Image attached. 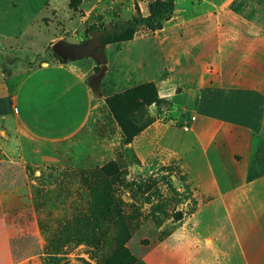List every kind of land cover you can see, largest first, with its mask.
Here are the masks:
<instances>
[{
    "label": "crops",
    "instance_id": "obj_1",
    "mask_svg": "<svg viewBox=\"0 0 264 264\" xmlns=\"http://www.w3.org/2000/svg\"><path fill=\"white\" fill-rule=\"evenodd\" d=\"M151 1L128 0L123 6V0H91L90 5L106 27L114 17L127 21L121 18L126 7L129 19L136 8L147 15ZM250 6L242 0H174V11L160 29L139 30L123 42L139 40L143 50L131 49L141 62L135 70L127 66L118 81L131 79L133 87L153 83L171 112L176 98L185 96L175 109L178 125L157 120L123 146L141 160L156 144L162 151L196 144L202 166L194 211L135 264H264V9ZM56 16L64 18L57 24L68 30L85 18L77 21L69 9ZM144 59L147 74L134 79L135 72L144 71ZM114 66L105 60L107 73ZM71 101V110L58 122L74 129L71 139L57 144L27 134L4 97L0 72V264H50L52 256H61L44 251L35 191H47L43 181L81 167L86 154L77 129L104 124L95 107L82 119ZM88 145L94 155L93 132ZM211 209L224 216L221 230L215 226L221 218L208 215Z\"/></svg>",
    "mask_w": 264,
    "mask_h": 264
},
{
    "label": "rangeland",
    "instance_id": "obj_2",
    "mask_svg": "<svg viewBox=\"0 0 264 264\" xmlns=\"http://www.w3.org/2000/svg\"><path fill=\"white\" fill-rule=\"evenodd\" d=\"M123 1L124 6L128 0ZM242 1L244 5L249 3V7L252 2L264 9V0ZM90 2L0 0V38L1 35L4 37L3 42L0 40L3 92L14 115L21 117L24 131L57 144L71 139L74 129L58 126L61 115L65 116L73 106L71 99L76 101L75 108L82 119L93 114L95 107L104 120V124L94 129H77L86 155L81 167L75 170L83 171L85 177L69 178L72 183L66 188L71 196L54 198L59 181L65 180L63 173L51 178L47 185L48 195L41 196L43 208L39 209V216L45 244L61 255L52 257V264H97L100 258L104 261L108 256L94 248V244L100 242V233L107 238L113 237L116 248L124 247L130 257L138 259L172 226H177L193 212L200 199L201 150L196 144H188L179 151H162L156 144L146 158L140 160L123 146L119 128L109 118L104 104L97 105L96 100L119 94L135 85L131 79H117L126 72L127 66L135 70L141 62L132 55L131 49L143 50V43L139 40L133 44L116 43L104 49L100 44L104 29L109 32L112 24L120 23L114 17L104 27L102 16L94 13V5ZM63 9L72 11L77 21L85 18L75 29L68 30L57 24L60 16L56 15ZM130 16L127 7L121 10L122 19L128 20ZM142 16H146L145 9ZM56 43L61 44L64 52L72 50L73 56L63 62L52 52L51 47ZM97 57L108 60L111 67L115 63L110 73ZM142 62L144 71L135 72L134 79L147 74L146 60ZM184 99L185 96L176 98L172 112L167 100L164 108V105L142 108L134 115L135 120L146 123L152 118L153 122L171 121L178 125L180 113L175 109ZM183 118L190 120L191 114L185 113ZM91 132L94 134V155H90L88 145ZM261 139L264 140V126ZM112 161L117 164L119 174L109 182L99 170ZM94 176L99 183H94ZM109 198L114 201L113 214L95 225V207L104 211L103 203ZM72 200L81 205L74 210L76 219L71 218L72 209L67 207ZM208 215L221 218L215 225L221 230L225 220L220 210L211 209ZM95 233L98 234L94 238Z\"/></svg>",
    "mask_w": 264,
    "mask_h": 264
},
{
    "label": "trees",
    "instance_id": "obj_3",
    "mask_svg": "<svg viewBox=\"0 0 264 264\" xmlns=\"http://www.w3.org/2000/svg\"><path fill=\"white\" fill-rule=\"evenodd\" d=\"M173 11L174 0H153L147 6V15L145 17H143L139 10L136 8V15L132 16L131 19L120 23L117 26H114L112 24L109 32L104 29V35L100 41V44L105 46L128 42L133 39L134 35L140 28H143L150 32H154L161 28L163 21L171 16ZM104 104L121 132L122 144L126 146L128 144H131L134 137L139 135L143 130H145L149 125L153 123L152 118H148L146 123H139L137 119L135 120L134 115L142 110V108L149 107L151 105H155L158 108L161 105H164L166 107L167 101H165V99L159 98L157 88L153 83H146L136 87H132L119 94L106 97L104 100ZM99 172L101 176L106 178L109 182L115 180L119 174L117 164L114 161L109 162L106 166L102 167ZM84 174L85 173L83 171L76 170L73 172H64L65 180L57 185L58 187L55 189L56 192L54 193L55 200H57V198H64V196H71V192L66 188L68 184L72 183L71 179L69 178L73 177L74 179L78 180V178L85 177ZM262 176L264 179V173L262 174ZM50 182L51 178H48L46 182L43 181L45 185H49ZM94 183H99L96 176H94ZM35 195L36 198L40 201L41 196L48 195V191L36 190ZM79 204V201L75 202L74 200H72L71 202L69 201L67 204V207L72 209V212L70 213L72 219L74 218V214H76L74 211L75 208L81 207V205ZM113 204L114 201L112 200V198H109L108 201L105 200L103 203L105 209L104 211L98 209V207H95L93 216L95 225H100L101 222L105 221V218L107 219L110 214H113ZM42 206L43 204L40 202L38 210L40 208H43ZM175 227L176 226H172L164 234L165 236L159 238L158 241L152 246L162 241V239L168 236L171 231L175 229ZM40 228H42L41 223ZM97 234L98 233L92 235L95 238ZM99 241L100 242L94 244L95 250L98 253L104 254L108 257L104 261L102 258H100L97 264H135L138 260L130 257L126 248H116L117 245L114 243L113 237L107 238V236L105 237V235L100 233ZM44 251L47 254H58L55 252V249L47 247L46 245L44 247ZM110 252L113 253L109 254ZM51 262L50 264H52Z\"/></svg>",
    "mask_w": 264,
    "mask_h": 264
},
{
    "label": "water",
    "instance_id": "obj_4",
    "mask_svg": "<svg viewBox=\"0 0 264 264\" xmlns=\"http://www.w3.org/2000/svg\"><path fill=\"white\" fill-rule=\"evenodd\" d=\"M163 1H164V0H163ZM51 49H52V52L54 53V55L60 57V59H61L63 62H65L66 59L68 58V56H67V55H68L67 52L62 51L63 48L61 47V44H60V43H56L55 45H53V46L51 47ZM95 56H96V55H95ZM97 58H99V60H101V61H103V62L105 63V60H104L102 57H97ZM100 58H101V59H100Z\"/></svg>",
    "mask_w": 264,
    "mask_h": 264
},
{
    "label": "flooded vegetation",
    "instance_id": "obj_5",
    "mask_svg": "<svg viewBox=\"0 0 264 264\" xmlns=\"http://www.w3.org/2000/svg\"><path fill=\"white\" fill-rule=\"evenodd\" d=\"M72 50H70V51H66L67 52V54H68V57H71V56H73V53L71 52Z\"/></svg>",
    "mask_w": 264,
    "mask_h": 264
}]
</instances>
